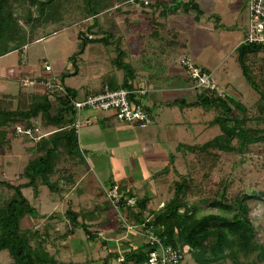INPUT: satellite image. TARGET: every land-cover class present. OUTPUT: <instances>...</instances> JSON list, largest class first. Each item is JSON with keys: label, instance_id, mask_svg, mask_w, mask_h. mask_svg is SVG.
Wrapping results in <instances>:
<instances>
[{"label": "trees", "instance_id": "obj_1", "mask_svg": "<svg viewBox=\"0 0 264 264\" xmlns=\"http://www.w3.org/2000/svg\"><path fill=\"white\" fill-rule=\"evenodd\" d=\"M134 1L142 7L147 18L149 30L145 37L159 42L161 50L175 47L178 42L174 29H169V36L163 35L164 20L168 16L179 10L194 11L198 21L202 15L195 0L185 3L178 0H0V57L15 51L23 52L28 41L40 39L37 32L43 28L63 24L74 17L79 21L93 19L85 30L77 32V51L69 57L72 71H63L58 77L64 86V95L33 93L25 89L16 96L0 94V252L9 254L8 264H63L46 250L45 240L36 231L22 230L25 218H38L36 208L24 196L23 189H31L34 195L41 187L59 195L67 193L80 172L83 177L75 188L78 194L101 199L105 198L103 188L115 185L114 176L105 186L98 181L72 128L76 119L73 102L79 99V91L66 87L63 82L78 74V59L86 46L115 45L116 56L111 60L113 69L106 73L103 81V85L107 83L110 89H138L137 71L148 74L151 87L159 86L154 83L160 81L161 86L170 88L183 85L174 76L168 83V63L162 61V51L142 52L136 71L125 61L127 54L120 48L119 37L99 25L98 15L111 10L118 13L121 6ZM235 53L242 77L259 96L254 112H249L239 99L221 95L216 90L196 91L191 102L175 96L165 106L179 108L182 116L186 109L202 108L208 117L206 126L217 127L220 134L201 144L180 143L176 147V152L192 157L195 162L186 175L172 182V196L161 208L149 209L150 196L138 197L131 188L119 186L118 207L124 219L133 226L145 225L165 245L184 252L179 264L186 256H190L195 264H222L224 261L230 264H264V242L256 229L255 217V213L264 214V206L259 205V202L264 204V192L241 191L229 197L230 175L218 181L214 179V172L225 161L234 169L243 164L246 157L264 160V47L242 42ZM116 71L123 74L121 83L116 79ZM185 79L191 84L189 78ZM89 94L94 93L86 91L84 97ZM130 99L136 104L143 103L134 95ZM144 108L151 114L148 107ZM109 118V125L105 127L114 125V118ZM17 125L24 128L38 126L48 134L38 140L17 136L14 131ZM18 137L32 144L33 156L19 176L24 182L13 184L2 178L3 156L11 153L12 141ZM175 158V155H169L165 167L154 173L152 178L175 174ZM131 198H135V203L130 207L127 201ZM199 202L209 212L200 214ZM104 205L105 209H112L108 200ZM63 217L69 227L63 238L74 235L75 230L81 228L88 242L107 246V241L99 237L97 231H91L83 220L80 221L75 211L68 208ZM48 218L61 219L55 214ZM117 223L116 232L123 233L125 228L121 227L119 220ZM32 241L36 242L35 246ZM124 247L122 252L109 251L105 264L110 260L118 264H144L148 253L154 249L146 242L125 243ZM120 258L122 261H118Z\"/></svg>", "mask_w": 264, "mask_h": 264}, {"label": "rangeland", "instance_id": "obj_2", "mask_svg": "<svg viewBox=\"0 0 264 264\" xmlns=\"http://www.w3.org/2000/svg\"><path fill=\"white\" fill-rule=\"evenodd\" d=\"M195 2L197 3L196 0ZM198 2L205 13L213 7V4L219 9L225 8L224 2L215 3L214 0H198ZM128 4L121 6L118 13L111 10L98 15L96 18L103 29L111 30L115 37H119L120 48L127 54L125 60L133 63V59L138 58L142 52H151L150 50L158 52L157 50L161 47H152V39L145 37L146 31L149 29L142 7L136 3ZM132 11L135 12L131 14ZM192 12L196 14L194 11ZM247 15L245 10L242 27L239 25L234 29L215 32H211L213 20L206 23V18L201 15L200 19L205 22L203 25L199 27L196 24L194 27H190L187 24H181L180 34L183 37L182 41L188 39L187 49H182V53L191 57L198 66H203L205 70L213 73L217 92L239 99L249 109V112H254V106L259 96L242 77L235 60V49L243 38ZM92 21L93 19L79 21L78 17H74L73 20H65L63 24H54L43 28L37 32L41 39L28 41L21 53L15 51L0 57V66L3 63L20 65L22 61L36 65V63L40 64L42 59H46L51 65L55 62H63L66 65L69 57L77 51V32L85 30L88 25L92 24ZM160 51L165 53L166 49ZM115 56L114 44L108 47L102 44H88L84 54L78 59L79 75L65 79L66 85L77 90L80 88H84V90L86 88L90 90L100 89L103 85V77L106 75L105 72L108 73L109 70L113 69L111 60ZM162 57H168V55L165 54ZM70 69L72 71V67ZM103 73H105L103 77H100ZM120 74L121 79L122 73ZM7 85L11 92H16L18 89V84L14 81ZM195 94V90L191 89L186 94L184 93L183 97H180L190 102L195 99ZM151 114L153 115L152 124L147 128L140 129L131 126L130 132L118 137V155L114 165L111 152L108 153L109 157H107V161L110 163H101L99 166L93 165L90 156L89 160L92 162V171L99 182L107 180V177H104L105 171L103 174H99V171L107 169L112 175H118V186H125L126 188L132 186L131 189L138 197L146 194L150 196L151 201L148 208L157 210L171 198L172 182L178 181L179 176L186 175L195 162L192 157L176 152V147L180 143L201 144L207 142L219 135L220 132L217 127L209 128L206 126L208 117L200 107L185 110V115L182 116L179 108L167 107L160 102L155 108H151ZM250 125L253 126V124ZM29 143L28 140L21 137L12 141L11 153L3 156L2 178L4 180L13 184L24 182V180L19 179V176L33 156L32 145ZM171 154L176 157L174 163L176 173H169L153 179L152 175L165 167L168 156ZM98 161L100 163V159ZM228 175L232 179L228 190L229 197H234L241 191L247 193L251 191L264 192L263 159L249 160L246 157L243 164L234 169H231V165L225 161L214 172V179L218 181ZM82 177L83 174L80 172L72 189L60 195L49 192L45 187H41L36 195L31 189H23L24 196L36 208L38 218H25L21 228L22 230L32 229V231H36L45 240L46 250L59 263L105 264L109 251L122 252L125 243L140 244L143 241L136 233L125 230L123 233L116 232L118 217L113 211V207L112 209H105L106 197L96 199L89 194L76 192L75 188ZM197 204V208L201 209L200 214L209 212V210L202 208V203ZM259 205L264 206L260 202ZM68 208L78 213L79 220H83L91 231H97L98 236L107 241V246L101 247L99 243L88 242L81 228L76 229L74 235L63 238V234L69 229L68 222L63 217ZM51 214L58 215L61 219H49L48 216ZM255 215L257 219L256 229L264 242V214L255 213ZM32 245L35 246L36 242L32 241ZM9 262V254L6 251L0 252V264H8ZM107 263L118 264L115 260H110ZM182 264L195 263L190 256H186ZM222 264H230V262L224 261Z\"/></svg>", "mask_w": 264, "mask_h": 264}, {"label": "crops", "instance_id": "obj_3", "mask_svg": "<svg viewBox=\"0 0 264 264\" xmlns=\"http://www.w3.org/2000/svg\"><path fill=\"white\" fill-rule=\"evenodd\" d=\"M149 1L153 2L154 0H149ZM164 1H169V0H164ZM178 1L185 3L188 0H178ZM196 1L199 5L198 0H196ZM214 1H215V3L216 2H219V3L224 2L225 8L219 9V8L215 7V4H213V7L211 9L207 10L205 13V11L202 9V7L200 8V5H199V8L202 11V15L206 18V23L209 22V20H213L211 32H215L218 30H221V31L226 30L227 31L230 29H234V28L238 27L239 25H241V27H242L243 26V19H244L243 18L244 17V11L245 10L247 11V13H248V15L246 17L247 24L245 26L243 38L238 43V45L241 44L245 38V34H246L247 27L249 24V11L247 9L246 0H214ZM135 3H136L135 1L130 2V4H128V5L135 4ZM218 10L220 12H217ZM133 12H135V11H132L131 14H133ZM144 17L146 18V16H144ZM164 23H165L164 24L165 29L163 28V35L165 37L169 36V33H168L169 29H174L178 35L177 36L178 37L177 45L175 47H172V48H167L165 53H163V56L165 54L168 55V57H164L162 60L163 62L166 61L168 63L167 79H170V77L174 76V78H178L182 82L183 85L176 86L175 88H170L167 85L161 86L162 82L160 81V82L154 83V84H157L159 86L151 87L150 85H152V84L149 82L148 74L146 72L136 70V69H139V67L137 65V61L139 60L141 54L138 56V58L133 59V61H132L133 63H130V64H132V67L137 71V73H136L137 74V82L139 83L137 88L147 90L146 95L142 98V102H143L144 106L148 107L150 110H151V108H155L156 105L159 104L160 102H162V104H164V106H165V103L168 102L169 100H171L172 98H174L175 96L180 97L184 93L186 94L187 91L191 90V84H188L187 82H185L186 81L185 78H188L186 76L185 71L178 66L177 61H176L177 57L179 55L183 54L182 49H187L186 43H188V39H186L185 41H182L183 37H181V34H180V27H181V24H183V25L187 24L190 27H194L197 24V26L200 27V25H203L205 22H203V19L201 20L200 18L197 21L195 19V14L192 11L183 12L182 10H179L176 14L168 16L166 18V20H164ZM136 26H137V24H136ZM158 43L159 42H154V40H152L151 46L152 47H154V46L160 47L158 45ZM160 50H161V48L158 49L157 51H160ZM150 51L153 52L152 50H150ZM151 52H149V53H151ZM154 52H156V51H154ZM2 57H4V56H2ZM42 60L47 61L46 59H42ZM194 63H196V62H194ZM196 65L198 66V64H196ZM51 67H52V71H51L52 74H54L57 77H59V75L63 71L68 70L71 72V69H70L71 63L69 61L66 65L63 62H58V63L55 62L53 65H51ZM200 67L205 70V68L203 66H200ZM111 70H109L108 72H110ZM79 73H80V69H79V72L77 75H79ZM105 73H107V72H105ZM105 73L101 74L100 77L101 76L103 77V75ZM116 73L118 74V75L117 74L115 75L116 79L119 83H121V81L123 79V74H122V78L120 79V77H121L120 73H122V72L116 71ZM24 76L32 77V78H43V77H46V74L44 73L43 69L40 67L39 63H36V65H32V64L30 65V64L25 63L23 61L20 63V65L19 64L18 65H16V64L11 65V64L3 63L2 66H0V80H1L0 81L1 82L0 83V94L16 96L18 94V92L21 89H23L20 85V78L24 77ZM103 79H105V76L103 77ZM12 81H14L18 84V89L16 92H11L10 87L7 85V84L11 83ZM171 82H172L171 79L168 80L169 84ZM63 83L66 87H68L66 85L65 81ZM101 87H100V89H101ZM68 88H71V87H68ZM71 89H75V88H71ZM100 89L90 90V89L86 88L84 90V88H80V89H78V91H79V97L78 98L79 99L83 98L86 91H88L90 93H95V92L100 91ZM25 91L33 92V93L34 92L35 93H43V90L41 88H38L35 90L25 89ZM195 93H196V91H195ZM160 100H162V101H160ZM192 101H194V100H192ZM157 102H159V103H157ZM186 110H189V109H186ZM86 114L92 117L93 124L89 127L83 128L81 130L78 138H79V142H80V147L85 152V157H86L87 163L89 164L91 170H92V162H93V165H99V166L101 163H110L107 161V157H109L108 153L111 152V156H112L111 158L113 159V165H114L115 159L117 158V155H118L117 154L118 153V147H119L118 137L120 135L127 134V132H130L131 126L128 124H125V123L118 122L114 119V121H113L114 125H112L110 127H108V126L105 127V125L108 124L107 121H108V119H110L109 117H113L111 114L101 113V112L100 113L87 112ZM151 116L153 119L152 114H151ZM29 144H31V143H29ZM89 156L91 157L92 162H90ZM101 158H102V160H101ZM98 159H100V163H99ZM105 165H108V164H105ZM99 172H100L99 174H103V172H104V177H107L106 181L100 182L103 186H105L106 183H108L110 181V176L112 174L107 169L99 171ZM112 176H114L113 182L118 185V175L114 174ZM129 183H131L130 180H129ZM129 188H132V186H128V189Z\"/></svg>", "mask_w": 264, "mask_h": 264}, {"label": "built area", "instance_id": "obj_4", "mask_svg": "<svg viewBox=\"0 0 264 264\" xmlns=\"http://www.w3.org/2000/svg\"><path fill=\"white\" fill-rule=\"evenodd\" d=\"M147 2L145 1V4ZM247 9L249 11V24L244 43L253 44L264 47V0H246ZM177 64L182 68L186 76L191 81V89L195 91L216 90L217 86L214 82V75L199 66H197L191 57L181 54L176 59ZM40 67L43 69L46 77L32 78L21 77L20 85L23 89L35 90L41 88L43 93L49 94H65L63 84L59 78L52 74V67L49 62L42 61ZM147 93L146 89H134L132 91L120 88L110 89L107 83H104L101 90L94 94H89L81 99L73 102V107L76 110V119L72 124L79 137L80 131L93 124L91 116L87 112L108 113L113 118L121 123L130 126H136L140 129H145L152 124L151 114L144 108V104H136L131 101L130 96L134 95L142 99ZM17 136L27 137L31 140H38L46 136L48 133L43 132L38 126L24 128L17 125L14 128ZM105 197L113 207L121 227L125 231L136 233L143 242L154 247L149 253L146 263L144 264H179L184 257V252L175 250L169 245H165L149 228L142 225L140 227L130 225L123 217L118 207L120 198L119 186L115 184L111 188H103ZM135 198L127 201V206H133ZM163 204L161 205V207ZM160 207V208H161ZM118 261H122L120 258Z\"/></svg>", "mask_w": 264, "mask_h": 264}]
</instances>
